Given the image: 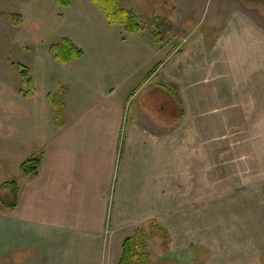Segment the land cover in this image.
<instances>
[{
  "label": "crops",
  "instance_id": "0c3cea01",
  "mask_svg": "<svg viewBox=\"0 0 264 264\" xmlns=\"http://www.w3.org/2000/svg\"><path fill=\"white\" fill-rule=\"evenodd\" d=\"M195 23L185 28L191 41L184 48L173 53L158 44L162 57L131 93L137 106L126 121L123 104L109 98L81 107L83 114L78 110L74 117L69 107L68 122L64 113L63 119L53 116L38 154L41 172L22 181L17 209L2 219L0 264H118L124 241L142 224L167 229L168 208L192 206L195 199L200 206L204 161L214 160L213 150L205 154L204 148L218 144L219 128L235 126L230 113L256 111V105L264 111V27L243 18L208 40ZM148 82L153 88L143 94ZM26 187L31 192L23 194ZM41 193L50 197L45 215L52 227L16 215L33 196L37 204L47 202ZM179 222L189 229L188 220ZM240 233L213 237L221 243L211 261L197 263L264 264L263 250L254 251L250 235Z\"/></svg>",
  "mask_w": 264,
  "mask_h": 264
},
{
  "label": "rangeland",
  "instance_id": "374dc122",
  "mask_svg": "<svg viewBox=\"0 0 264 264\" xmlns=\"http://www.w3.org/2000/svg\"><path fill=\"white\" fill-rule=\"evenodd\" d=\"M73 1L74 7L67 9L60 7L57 0H0V186L10 181L20 185L26 180L19 172L20 165L42 154L54 115L64 113V122L71 120L69 107L76 112L74 117L81 107L109 98V102L123 104L125 121L129 119L137 106L130 95L161 59V46L173 53L181 49H177L180 45L187 46L191 36L185 28H191L194 20L198 34H205L208 40L216 39L227 26L243 18L264 27V0H118L121 7L134 11L147 28L137 34L110 25L91 0ZM188 10L193 13L187 14ZM8 15L21 16L23 24L14 26ZM155 16L166 21L160 27V39L152 36ZM64 39L71 40L85 55L68 67L57 63L50 52L52 45ZM211 49L206 47L207 52ZM10 60L30 68L35 85L31 98L22 96V85ZM144 88L143 94H147L153 82ZM61 91L62 108H56L49 96L55 99ZM106 91L110 92L107 96ZM259 108L230 113L235 115V126L219 128L218 144L213 149L211 144L204 148L205 154L213 150L214 160L212 165L211 160L204 161L203 196L197 194L202 205L196 207L195 199L192 206L177 203L168 208L167 229L156 222L167 232L165 237L152 233L153 221L139 228L146 233V264L209 262L213 248L220 242L212 238L221 237V232L248 234L252 249L256 251L259 246L264 252V111ZM260 119L262 122L257 121ZM22 189L24 194L27 187ZM193 195L196 196L194 192ZM38 196L48 198L47 202L37 204L38 197L33 196L30 204L18 208L16 215L38 226L45 221L52 227L51 218L45 215L51 211L50 197L42 193ZM5 215L9 214L0 207V226ZM180 218L188 220L189 229L179 222ZM185 231L193 233L190 238L182 235Z\"/></svg>",
  "mask_w": 264,
  "mask_h": 264
},
{
  "label": "trees",
  "instance_id": "16d2710c",
  "mask_svg": "<svg viewBox=\"0 0 264 264\" xmlns=\"http://www.w3.org/2000/svg\"><path fill=\"white\" fill-rule=\"evenodd\" d=\"M104 13L110 25H119L125 28L128 34H136L146 31V27L141 25L140 18L134 11L127 10L119 4L118 0H91ZM60 7L72 9L74 7L73 0H57ZM9 20L14 26L23 24L22 17L19 15H8ZM166 21L154 17L151 25L152 36L155 39H160L162 36L161 25ZM167 24H169L167 22ZM55 61L62 66H68L75 60H80L84 57V52L79 49L71 40L64 39L60 43L50 47ZM12 68L17 73L21 85L22 96L26 99L31 98L35 94V85L30 68L20 63L19 61L10 60ZM62 91L53 99L49 96L54 107L61 106ZM53 99V100H52ZM62 108V106H61ZM60 113L57 119H60ZM43 165V157L41 155L33 156L25 160L19 167L21 176L25 179H35L39 176ZM8 191V194H7ZM21 189L16 181H10L0 186V207L5 213L14 212L21 199ZM152 228V229H151ZM151 231L154 235L165 237L167 232L161 226L153 222ZM146 233L143 229H138L135 234L127 238L123 244L122 253L119 264H146L145 259L148 258L146 252Z\"/></svg>",
  "mask_w": 264,
  "mask_h": 264
}]
</instances>
